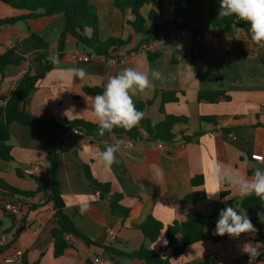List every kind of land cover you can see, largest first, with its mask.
Segmentation results:
<instances>
[{
  "label": "crops",
  "instance_id": "0c3cea01",
  "mask_svg": "<svg viewBox=\"0 0 264 264\" xmlns=\"http://www.w3.org/2000/svg\"><path fill=\"white\" fill-rule=\"evenodd\" d=\"M90 1L97 8L100 40L117 38L129 41L128 45L114 52L117 62L90 55L71 35L65 36L64 47L60 49L67 23L64 15L25 20L30 15L28 10L15 9L0 0V20L18 19L12 25L0 28V55L12 51L14 59H22L20 65L8 66L5 77H0V124L3 119L1 109L6 106L18 82L29 70L38 66L31 33L37 34L48 44L49 55L58 52L62 58L60 64L54 66L30 92L25 106L28 114L42 121L55 122L60 127H67L73 121L97 124L90 111L91 98L95 95L87 94L85 90L103 91L109 77L124 68L133 67L149 75L151 70L158 69L164 76L163 81L154 82L155 88L133 97L135 106L140 102L154 101L151 107L145 109L144 117L155 125L161 123L164 120L160 112L162 98L157 91H176L179 101L167 103L165 111L188 118V124L175 126L173 132L178 138L172 143H164L163 149L158 148L159 142L147 137L135 141L129 151L122 145L116 154L119 163L108 168L101 161L100 153L106 144L120 140L116 135L86 134L73 137L67 144L56 143L52 146L37 138L29 127L13 123L9 142L13 161L0 159V179L22 192H36L39 184H45L49 177L47 154L56 149L59 153L58 179L65 214L88 239L123 254L146 247L161 255H169L165 231L155 243H151L140 230V225L148 216L168 226L174 221H184L191 212L211 215L215 210L219 213L232 206L239 214H246L258 229L254 239L252 234H242L238 239L227 234L214 235L215 226H210L204 230L197 244L189 247L183 257L172 260V263L249 264V256L241 254L239 245L247 241L264 242V206L262 210L244 211L240 202L249 196L242 197L231 185H223L218 197L211 200L207 197L205 202L195 206L182 204V200L190 193L206 192L211 188L210 181L206 180V163L211 160L223 162L245 177H251L256 168L264 170V162L256 160L259 156L264 158V48L252 42L245 30L224 31L202 28L196 24L189 29L187 38L179 37L154 46L150 51L161 50L163 55L150 62L147 52L143 51V46L147 44L144 38L126 24V20L131 19L130 15L116 8L113 0ZM152 9L153 6H145L141 14L147 19ZM172 16V8H169L161 22L169 32L176 30L171 24ZM191 16L195 23H206L209 1L196 0L191 8ZM147 24L153 26V23ZM195 34H200L202 40L196 41ZM177 51L192 52L194 62L186 59L172 64V57ZM84 54L90 58L79 59ZM73 67L86 69L88 77L84 81L58 78L63 70ZM200 91L225 92L230 100L220 99L216 104L199 102ZM73 106L74 113L64 115ZM202 117H214L215 122H202ZM196 133H202L198 141L184 140ZM35 164L41 165V172L34 176L36 179L17 175V170L23 173ZM86 165L97 182L110 184L113 194L124 196L122 204L131 212L128 220L123 222L112 214L109 204L101 199L99 192L88 181ZM157 169L163 172L160 181L155 178ZM196 176L204 178V186H192V179ZM225 190L229 191L227 201L221 199V193ZM84 197L88 198L90 208L81 215L79 205ZM31 205L39 206L32 210ZM54 216V204L38 195L27 200L12 232L3 235L2 232L11 229L12 220L0 208V244L3 245L5 240L10 243V249L0 256V264H5V258L16 250L22 252L21 260L29 264L39 260L40 264H96L97 259L111 260L114 264H147L136 258H111L102 248L87 246L77 240H72L75 245L73 250L56 258L51 235L57 226ZM8 235H13L14 240L7 239ZM263 251L261 249V253ZM21 260L16 264H21ZM252 264H264V259L254 257Z\"/></svg>",
  "mask_w": 264,
  "mask_h": 264
},
{
  "label": "trees",
  "instance_id": "16d2710c",
  "mask_svg": "<svg viewBox=\"0 0 264 264\" xmlns=\"http://www.w3.org/2000/svg\"><path fill=\"white\" fill-rule=\"evenodd\" d=\"M3 3L15 8L28 10L30 15L24 19H40L56 15H64L67 23L63 34L60 49L64 47V38L66 35L73 36L79 46L83 47L90 55H95L104 58H116L114 52L129 44L128 40L110 38L102 41L99 38V16L97 8L90 0H1ZM209 1V18L206 23H195L191 16V8L196 3V0H113V4L123 14L130 15L131 19L126 20V24L131 26L136 34L142 36L146 43H151L156 40L158 33L165 30L161 25L166 12L172 8L173 16L171 24L176 30L193 29L197 24L203 27L212 29H220L224 31H232L235 29L245 30L250 34V25L240 20L235 16L220 17L219 8L220 0ZM145 6H153L146 19L141 14V10ZM42 8V12L37 9ZM18 19L0 20V28L12 25ZM160 21L158 24L157 22ZM147 22L153 23L149 27ZM90 32V34H88ZM31 38L35 48V63L38 66L29 70L22 79L18 82L11 98L6 106L1 109L2 122L0 124V159L5 162L13 161L11 155L12 147L9 144L11 138V124L20 123L23 126L29 127L33 134L41 141L50 145L59 143L56 139L57 133L63 130L79 129L89 136H100L98 134V124L88 123L84 121L69 122L67 127H60L55 122L42 121L25 111V106L28 102L30 92L35 89L39 80L43 79L54 67L47 57L49 56V46L37 34L31 33ZM163 55V51L147 52V57L150 62L158 60ZM62 54H59V59ZM191 59L194 62L192 52L177 51L172 57V64H179L181 61ZM22 59H14L12 51L4 55H0V77H5V71L8 66H18ZM85 92L90 95H98L103 91L99 89H86ZM162 98L160 107L161 114L164 115V120L159 124H153L151 120L143 119L140 123L131 130L123 128H114L112 132H105L103 136L116 135L121 139H131L134 141L144 140L146 137L157 142L172 143L177 138L173 130L175 126L188 124L189 120L183 116H175L167 114L165 105L167 103H176L179 101L176 91L161 90L157 91ZM220 99L230 100V97L225 92L220 91H200L198 93L199 102H209L216 104ZM154 101L148 100L140 102L135 107L137 110L145 112V109L151 107ZM202 122L214 123V117H202ZM202 133H196L190 137H185L187 142L198 141ZM47 163L49 165V177L45 184H39L36 192H22L4 180L0 179V208L5 216L12 220L10 230L2 232L3 235L10 234L16 226V217L10 215L6 209V205L12 204L23 209L29 199H34L38 195L54 204L55 219L57 226L52 230L51 235L54 243V256L61 258L67 254L69 250L75 248L72 240L82 241L87 246H95L102 248L111 258L123 256L127 258H136L144 261L147 264H173L172 260L179 259L186 254L189 247L197 244L207 227L215 226L219 218L218 210L211 215H205L199 212L189 213L184 221H174L172 224L165 226L153 216H148L146 221L140 225L144 237L151 243H155L160 234L165 231L167 245L166 251H169L168 256L161 255L157 251L150 250L146 247L138 251H133L131 254H123L113 248L106 247L95 243L88 239L73 223V221L65 214V203L62 199L59 187V153L56 149H52L47 154ZM85 174L88 181L99 192L101 199L107 202L111 208L112 214L122 219L123 222L130 218V209L126 208L122 203L124 196L121 194H113L111 185L108 183L97 182L91 175L89 166H85ZM19 177L25 176L17 170ZM36 179L34 176L30 177ZM192 186L199 188L204 186V178L196 176L192 179ZM225 187H228L226 184ZM229 196V191L221 193V199ZM207 200L205 191H196L188 194L182 204L197 205ZM241 208L244 211L250 212L253 209L262 210L264 201L251 195L240 202ZM39 205H31V209L35 210ZM0 227L2 222L0 221ZM1 241V236H0ZM10 249V243L6 245L0 244V256L5 254ZM259 258L264 259V251L259 255ZM21 264H29L22 259ZM40 264V260L33 263Z\"/></svg>",
  "mask_w": 264,
  "mask_h": 264
},
{
  "label": "clouds",
  "instance_id": "9594fccd",
  "mask_svg": "<svg viewBox=\"0 0 264 264\" xmlns=\"http://www.w3.org/2000/svg\"><path fill=\"white\" fill-rule=\"evenodd\" d=\"M42 12L43 9H37ZM220 17L235 16L250 25V37L252 42L264 48V0H220ZM47 60L54 66L60 64L59 53L55 52L47 57ZM88 72L84 68L73 67L63 70L59 79L78 78L84 81ZM164 76L158 69L149 73L139 71L133 67H127L114 76L109 77L103 86V92L91 98L90 111L94 121L98 124V134L103 136L105 132H112L114 128H123L126 131L136 127L144 117L142 111L137 110L133 97L143 93L147 89L155 88V81H163ZM74 106L65 111L64 115L74 113ZM132 145L124 139L117 140L114 144H106L100 153L103 164L111 168L113 164L119 163L117 153L121 146ZM259 159V158H257ZM264 162V161H262ZM157 181L163 179V172L160 169L155 171ZM206 180L210 181L211 188L206 191L207 197L211 200L218 197L223 185H231L243 196L255 195L264 201V170L256 168L251 177L241 176L232 168L218 160H211L206 163ZM95 197H93V200ZM229 198L224 197V201ZM221 201V202H224ZM90 208L87 197L80 201V214H85ZM258 229L253 225L246 214H239L234 207L228 206L219 212V218L215 225L214 235H228L232 238H239L242 234H252L254 239ZM167 242L165 241V245ZM241 254L249 256V264L253 258L261 254L264 249V242L247 241L239 245Z\"/></svg>",
  "mask_w": 264,
  "mask_h": 264
},
{
  "label": "built area",
  "instance_id": "2783aa9c",
  "mask_svg": "<svg viewBox=\"0 0 264 264\" xmlns=\"http://www.w3.org/2000/svg\"><path fill=\"white\" fill-rule=\"evenodd\" d=\"M190 35V30L189 29H182V30H173V31H167V30H161L155 41L151 42V43H147L146 45L143 46V51L144 52H148L150 51L154 46H157L160 43H164L167 40H174L177 38H187ZM195 40L196 41H200L202 40V37L200 34H195ZM90 56L88 55H82L79 59L81 60H87L89 59ZM111 62H117V60L114 58L110 59ZM86 135L83 131L79 130V129H71V130H63V131H59L57 133L56 139L59 143L61 144H67L73 137H77V136H84ZM125 141L127 143H130L133 147L134 145V140L131 139H125ZM164 143L159 142L158 144V148L159 149H163L164 148ZM124 149L126 151H129L131 148L127 147L126 145H123ZM259 158V159H257ZM256 160L258 162H262L264 160V158L262 156L257 157ZM41 172V165L35 164L32 165L28 168H26L23 173L25 176L27 177H32L35 176L37 173ZM6 209L8 211V213L14 217H16V220L21 218L22 216V209L19 208L18 206L12 205V204H8L6 205ZM8 237V238H7ZM7 239H11V241L14 240V236L13 235H8L6 236ZM8 244V241L5 240L3 242V245ZM22 257V252L16 250L11 256H8L5 258L4 262L5 264H16L18 261L21 260ZM96 264H114L111 260H102V259H97L96 260Z\"/></svg>",
  "mask_w": 264,
  "mask_h": 264
},
{
  "label": "rangeland",
  "instance_id": "374dc122",
  "mask_svg": "<svg viewBox=\"0 0 264 264\" xmlns=\"http://www.w3.org/2000/svg\"><path fill=\"white\" fill-rule=\"evenodd\" d=\"M147 11V10H146ZM146 11H145V13H146Z\"/></svg>",
  "mask_w": 264,
  "mask_h": 264
}]
</instances>
